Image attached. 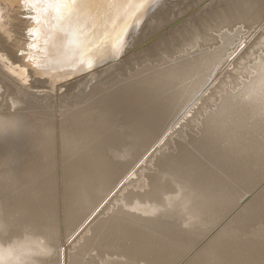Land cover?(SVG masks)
<instances>
[{"label": "bare ground", "instance_id": "obj_1", "mask_svg": "<svg viewBox=\"0 0 264 264\" xmlns=\"http://www.w3.org/2000/svg\"><path fill=\"white\" fill-rule=\"evenodd\" d=\"M155 1L0 0V264H264L263 186L222 224L264 177L259 29L241 53L251 49V61L259 52L254 64L198 118L199 151L194 140L164 151L167 134L248 38L223 49L197 45L192 60L120 77L82 107L51 110L18 96L25 88L55 96L65 83L69 92L125 70ZM261 1L228 0L219 14L236 34L249 33L264 20ZM29 23L35 41L13 39ZM152 152L154 172H136Z\"/></svg>", "mask_w": 264, "mask_h": 264}, {"label": "rangeland", "instance_id": "obj_2", "mask_svg": "<svg viewBox=\"0 0 264 264\" xmlns=\"http://www.w3.org/2000/svg\"><path fill=\"white\" fill-rule=\"evenodd\" d=\"M227 3H229L228 0H156L154 2V4H152V7L149 11L147 18L141 24L139 32L134 36V38L131 41L132 43L136 42V44L131 49V51L132 50L133 51L132 52L130 51L129 55H131V56L129 58H131V59H130V62L128 63V65L126 66L125 70H123L122 72L119 71V72L115 73L114 76L105 77L106 79L103 78L101 81H98V82L96 81V77L87 78L86 80L84 79L85 85L83 84V85H80L79 87L76 86L73 89H71L69 92L66 91L65 85L69 84L70 82L65 83L62 86V92H60L58 94L55 93L56 94L55 96L44 97V96L39 95L38 91L41 90L44 92H48L47 89L46 90H43V89H35L34 90L31 88H25V91H23L21 89L23 92L21 94H18V96L20 98H22L23 100H28L32 103L38 104L39 106L49 107V109H51V110H53V107H59V106L82 107L85 105V103H87L89 101L91 96L93 97L95 94H97V91H100V90H102V88L104 89L106 86L114 83L120 77L127 79V78H129V76L131 74L135 75L138 71H140V72L137 73L135 76L143 77V74L144 75H150L151 72L153 73V72H155V70H157L163 66H166V63H167V65L171 64V63H179L180 64V63L186 62V60H190V58H191V60L194 59L196 54H198V53H196L198 51V47H200L199 51L204 49V48L210 47V46L213 49L214 48L215 49H218V48L223 49V48H226V47L232 45V42L235 40V38L237 39L235 42V46L237 44H239L240 41H242L240 39L241 37H243L244 39L248 38V39H246V43H243L240 46V48H239L240 50H238L239 53L237 52V54H235V55H237V57H235V55H234L233 57L229 58L228 59L229 62H227L223 68H220V69L217 68L218 71L216 70L212 74L209 75V78H208V84L209 85L207 86V88L204 91L202 89V92H203V93L201 92L202 94L197 95L195 100L192 103L191 102L189 103V105L187 107H191V108H187V112L183 116V117H186L187 115L189 116L192 114L191 115L192 117L187 116L186 119L182 117L183 119L181 118V120H184L185 122L180 120L181 121V122L179 121L180 123L178 122L177 124H174L176 127L173 125V129L175 128L174 129L175 131L173 129H172V131L169 130V133L167 134V139H166L167 140V144H166L167 146L164 145L166 142H164L162 144L163 148L166 146L164 148V151H165V149H167V151L171 152L175 147L177 148L178 143L181 144L182 141H184V142L187 141V143L189 145V143H190L189 141L194 140L193 146L191 144L192 142L190 143V146H191L190 149L193 150L195 147L196 150H194V151H197V149L199 151L200 149L198 148L197 144L199 143V140H201V138L205 135L204 134L205 132L203 131L205 127L203 126V128H202L203 122L199 121L198 118L201 117V120H202V119L206 118L207 113L209 114V113H212L210 111L214 112L215 110H217L218 107H216L215 105L218 102L220 103V101L223 98L222 96L227 91V89H231L237 83L236 81H239V79H241L245 75L243 70L246 69V66L254 64L255 58L259 54V52L255 53V55L251 61H248L251 58L250 57L251 52L248 53L249 51H251V49H249L248 52L244 56H242L241 53H243L242 51L246 50L245 48H247V44L250 43L252 38L256 35V32H258L260 30V33L264 35V27H262L264 25V20L261 22V25L257 29L254 30V28H253L249 31V33L246 32L242 35H239V34H236V32L232 31L231 30L232 27L230 28L228 26V23L225 22V20L222 21L223 17L219 14V12L223 9V7L227 6ZM261 4H264V0L261 1ZM211 5H213V6L216 5L215 8L212 9L213 11L211 10ZM1 7L5 8L6 11L9 9L8 6H6V2H4L1 5ZM16 10L22 11V9H19V8H17ZM28 11H29V8H28ZM27 15H28V17H34L35 14L30 13ZM138 15L136 16V18L138 17ZM17 22L19 24H21V22H19V21H17ZM31 25H33V24H31V23L26 24V25L24 24V26L21 27L22 29L20 28L19 25L16 26L17 29H21V32L18 33L17 35H14L13 39L19 40L22 44L23 43H29V44L33 43L35 41V39H31L30 36L27 35V31L25 32V29H24V27L31 26ZM34 26H35V24H34ZM236 26L239 27L240 25H236ZM229 28H230V30H229ZM234 29H236V27ZM246 29H248V28H246ZM261 30H262V32H261ZM130 31H131V29H130ZM130 31H129V33H130ZM129 33H128V35H129ZM221 33L226 35L225 38H227V41H226V39H222ZM234 33H235V35H233ZM250 33H252V34H250ZM141 42H142V44H141ZM149 42H150V44H149ZM263 42H264V40H263ZM226 43H228V45H226ZM197 45H198V47H197ZM231 52L228 51L227 53H231ZM187 54H189V55H187ZM165 60L167 62H165ZM232 65H233V67H232ZM135 66H137V67H135ZM218 67H222V65H219ZM137 68H138V70H137ZM224 70L226 72H224ZM143 71L146 73H143ZM221 71H223L222 74H220ZM220 77L222 79H220ZM90 80H91V82H90ZM87 83H89V84H87ZM212 83L214 84V86ZM208 88H210V90ZM207 90H208V92H207ZM221 94H222V96H221ZM203 99H204V101H203ZM211 101H213L215 105H213V102H211ZM193 104L195 105V107L193 106ZM207 104H208V106H207ZM210 107H213V108L216 107L217 109L215 108V110H214L213 108H210ZM207 108H209V109H207ZM15 109H16L15 107H10L7 109V111L10 112V110L13 111ZM196 110H198L197 114H196ZM201 110H203V111H201ZM203 112L206 115H204ZM189 113H191V114H189ZM188 120L192 121L191 125H189V123H191V122H189ZM199 122H201V123L199 124ZM178 126L180 127V129L178 128ZM197 127L198 128L201 127L200 129H198L199 131L201 130L200 132L197 131ZM185 131L188 133L189 136L185 135L186 134ZM182 132L185 134L183 135ZM171 133L173 135L174 134L175 135L172 137ZM194 133H196L197 135H195ZM179 134H181V135H179ZM190 134L193 135L194 139L192 138V136ZM182 135L184 137L187 136L190 139L188 140V138H186V137L184 138ZM176 136L179 138H177ZM180 137H181V139H180ZM196 137H197V139H196ZM168 138H172V139H168ZM170 140H173V142ZM177 140L179 142L174 143V141H177ZM180 141H181V143H180ZM168 142L169 143L171 142V143H173V145L175 144L176 146H172V144L170 143L171 144L170 145ZM184 142L182 143V145L185 144L187 146V143L186 142L184 143ZM169 146L170 147L172 146L171 147L172 150H170L171 148H169ZM163 148L158 150V152L162 151ZM174 150L172 152H174ZM153 154L154 153L152 152L151 155L149 156V158L150 159L152 158L153 161H151L152 159L147 160L148 162L150 161L149 163H147V161H146L148 166L144 162L145 164L144 163L139 164V167L136 168L135 171L138 172L137 170H139L140 167H142V168H144L145 172H150V171L154 172L155 167L153 166V163H155L154 162L155 156L151 157ZM154 155H156V154H154ZM149 158H147V159H149ZM150 164H152V166ZM151 167L152 168L154 167V168L152 169ZM132 177L136 180L135 177H137V176L134 175ZM263 179H264V177H262L258 181L257 185L261 183L259 185V187H254L256 189L252 188V189H254L253 190L254 192L252 191V189L249 190L252 192L251 193L252 195L247 194V193H244L247 196L242 195V197H244V196L245 197L240 199L239 202H241V203L238 204L239 206L234 208L233 212L232 211L229 212V214L225 217L227 220L226 219H225V221L223 220L222 224H225L226 222H228L231 217L235 216L233 214H237L238 210L240 211V209H242L246 205V203L250 202V198L251 197L253 198L254 196H256L257 191L259 192V190H262V188L264 187V180ZM261 186H263V187L260 188ZM249 191H248V193H249ZM252 198H251V200H252ZM241 206H243V207H241ZM80 232L78 234H76V236L79 235ZM73 239H75V238L73 237L71 239V241ZM71 241H69V242H71ZM65 264H67L66 260H65Z\"/></svg>", "mask_w": 264, "mask_h": 264}, {"label": "snow or ice", "instance_id": "obj_3", "mask_svg": "<svg viewBox=\"0 0 264 264\" xmlns=\"http://www.w3.org/2000/svg\"><path fill=\"white\" fill-rule=\"evenodd\" d=\"M22 2L24 3H28V2H31V0H22ZM65 2H69V0H65ZM71 3H76V0H70Z\"/></svg>", "mask_w": 264, "mask_h": 264}, {"label": "water", "instance_id": "obj_4", "mask_svg": "<svg viewBox=\"0 0 264 264\" xmlns=\"http://www.w3.org/2000/svg\"><path fill=\"white\" fill-rule=\"evenodd\" d=\"M37 78H38V77H37ZM38 79H39V78H38ZM40 80H45V79L42 78V79H40Z\"/></svg>", "mask_w": 264, "mask_h": 264}]
</instances>
